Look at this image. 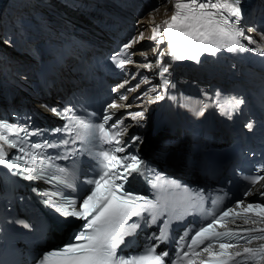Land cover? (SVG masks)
<instances>
[{"label":"snow or ice","instance_id":"1","mask_svg":"<svg viewBox=\"0 0 264 264\" xmlns=\"http://www.w3.org/2000/svg\"><path fill=\"white\" fill-rule=\"evenodd\" d=\"M169 3L172 4L173 13L169 19L162 21L165 26L162 32L161 25L155 24L152 14H149L152 32L149 39L156 45L152 49L156 59L154 64L146 62L141 67L159 70L164 91L150 95L157 93V87L153 85L143 94L147 104L163 100L167 88L173 86L166 76L169 67L162 60L166 55L174 60L188 59L197 63L202 53L214 56L221 50L253 51L264 56V45H259V42L250 35L257 33V29L255 27L245 29L241 26L242 0H169ZM258 34L261 40H264V32ZM174 37L183 38V42ZM165 38L167 49L161 50L160 45L164 43ZM143 39L144 34L141 32L112 55L111 59L117 68L123 70L126 65L133 63L134 53L129 50ZM245 41L247 43H244ZM248 45L258 46L250 48ZM141 55L147 61V53ZM143 83L149 84L150 81L145 78ZM126 84L127 81L119 83L112 87L111 91L118 93ZM136 87L139 88L140 85ZM119 99L127 100L128 97L120 95ZM243 103L242 98L232 97L229 100L232 110L238 109ZM195 104H199L200 107L198 109L192 107L191 110L195 115L202 116L208 105L201 101H193L192 105ZM182 106L190 107L189 104ZM125 107L130 106L116 101L108 104L99 123L81 119L72 107H67L62 112L56 108L51 109L54 114L66 120L62 128L51 130L53 134L60 132L67 134V138L58 141L31 142L29 137L41 136L43 132L39 129L31 131L26 125L0 120V165L8 168L12 175H21L26 180H47L56 185L73 187L67 179V171L56 161L86 152L100 165L99 177L87 181L92 185L91 190L79 203L75 198L65 197L59 189L45 192L33 189L38 195L46 197L43 200L46 206L53 208L65 219L75 218L84 221L81 230L74 235L75 242L43 253L38 264H164L163 257L167 253L157 254L155 246L148 247L141 255L129 256L118 254L117 249L124 244L125 236L135 233L141 226V221L146 220L145 213L150 217L146 220L148 224L156 223L165 213L169 215V219L164 220L159 226V235L151 237L163 241L168 239L169 226L173 219L182 218L193 210L204 211L203 190L191 191L186 187L181 189L177 182H165L159 174L154 178L146 177L152 189L156 191L154 199L125 190L124 186L133 173L145 175L154 171L147 168L138 155H116L125 151L124 136L127 128L123 119L109 122L113 121L115 110ZM226 114L231 117V111ZM128 116L139 121L144 118V112H129ZM246 127L251 130L253 124L250 122ZM131 140L135 143L139 137H131ZM78 142L79 148L75 147ZM105 144L110 147L104 149L102 146ZM69 145L72 147H68ZM50 148H64L65 151L48 155L47 149ZM9 149H15L17 154L9 156ZM261 173H264V167L257 169L256 175L246 177L251 187L245 190L243 194L245 199H238L235 205L219 212H207L206 215L212 217L210 223L200 227L190 238L187 233L180 238L177 257L172 264H264V202L246 201L247 197L254 194H258L264 201V183H260L264 181V175ZM165 184L167 188L181 189L187 194L182 210H177L173 201L160 194L162 190H166ZM220 201L221 197H217L213 204L216 205ZM133 217L137 219L129 222ZM21 223L25 228L29 227L28 224ZM229 224L232 227H229ZM219 228L224 230H217ZM257 241L261 243L253 246Z\"/></svg>","mask_w":264,"mask_h":264},{"label":"bare ground","instance_id":"2","mask_svg":"<svg viewBox=\"0 0 264 264\" xmlns=\"http://www.w3.org/2000/svg\"><path fill=\"white\" fill-rule=\"evenodd\" d=\"M99 1V0H98ZM100 1H103V0H100ZM258 0H246V2L247 3H251V6H252V10H253V14L255 13V14H257L256 12H258V10L256 9V5H258V4H256V2H257ZM4 2V3H3ZM9 2L10 3H12V4H19L18 6H19V8H20V6L22 5V3L20 2V1H18V0H0V10L4 7V6H8L9 5ZM46 3V0H43V3ZM95 2V1H94ZM131 2H134L135 3V5H134V7H132V10H133V12L131 13L132 15H133V17L135 16V15H137V13H136V10H139V12H140V10H141V12L144 10V9H146V7L148 6V8L146 9L147 11L145 12V14L144 15H142V16H140L139 18H138V21L140 22V23H146V25H145V27L146 28H148V31H149V28H150V16H149V14L151 13L152 14V18H154V23L158 20V19H160L161 17H165V16H167L171 11H172V9H173V7H172V4L171 3H169V0H145V2H142V0H131ZM65 3H67V4H64V5H66L67 7L69 6V7H72L71 8V10H72V12L71 13H73V11L75 10V9H77V10H80L81 11V13H82V15H83V17H84V19H86L88 22H90V23H96V24H99V25H103L104 23H105V17H103V16H99V15H97L95 12H94V10H88V9H86V7L85 6H82L83 4H81L80 3V0H66V2ZM110 3H114L113 1H110ZM255 3V4H254ZM36 6L37 5H39V3H34ZM69 4V5H68ZM77 4V5H76ZM41 5V4H40ZM43 5V4H42ZM80 5H81V7H80ZM154 5V6H153ZM112 6V5H111ZM31 7V6H30ZM113 7V6H112ZM13 8H14V5H13ZM114 8V7H113ZM139 8V9H138ZM159 9V11H154V9ZM166 9H167V11H166ZM264 13V12H263ZM146 15V16H145ZM2 16V15H1ZM76 16L77 15H73V17L75 18V19H77L78 21H82L79 17H77L76 18ZM113 19H115V18H113ZM245 20H247V18H245ZM246 22V21H245ZM248 22H254V20H252V21H248ZM35 23V21L34 20H31V24H34ZM114 23H115V25H116V27H115V30L114 31H111L110 33H112V35L114 36V37H118V38H120V35H118L119 33H120V25H121V27H125L126 28V24L125 25H122V24H124L122 21H119V20H116V21H114ZM13 24H14V29L16 30V31H14V35H11L10 36V39H9V37H7V42H3V41H0V50L1 49H3V51H2V54L4 55V58H0V61L1 60H4L5 59V61H7V59L6 58H10L6 63H4V65H6V66H8V65H10V64H12V63H14V62H16V61H19L18 60V58L19 57H21V53L23 52V51H28L30 48L31 49H33L34 47H31V46H28L27 45V40H26V38H24V36H25V34L26 33H24L23 32V30L21 29V28H23V24H22V21H21V18H17L16 19V22L15 21H13ZM148 25V26H147ZM142 26V25H141ZM65 28V27H64ZM99 28H101V27H99ZM130 30L133 32V31H136V33L134 34V35H139V32L140 31H137L136 30V28H133V27H131L130 26ZM123 32V31H122ZM260 32H264V29L262 30V28H261V26L260 25H258L257 26V33H251L250 35H253V38H259V37H257V36H259V34L258 33H260ZM34 35H36V34H34ZM148 36V35H147ZM145 39V38H144ZM144 39L142 40V42H141V44L142 45H144ZM10 45H13V46H16L15 48H10L9 46ZM138 45V47H137V49H139V50H144V49H140L141 47V45L138 43L137 44ZM151 47V46H150ZM150 49V48H149ZM145 51V50H144ZM148 52H150V51H148ZM152 57H153V54L151 53V54H149V60L151 61L152 60ZM143 61H145V59H141V60H139V63H141V62H143ZM242 76V83H245V81L246 80H248V79H252V78H254V75H250L249 73H246V74H242L241 75ZM23 90V91H22ZM29 92L27 91V90H25V89H23V88H21L20 89V96L23 98L24 96H26L27 94H28ZM54 94V92H52V94L51 95H53ZM31 97H32V94H30V99H31ZM53 96H51V97H49L50 99L52 98ZM49 98H47V99H49ZM145 99L146 98H139V99H137V100H135L134 101V103H132V104H134L135 105V107H138L139 108V111H142V112H144V118L141 120V122H147V124L145 123V125H144V129H141V133H142V131H144L143 132V135H142V141H141V143H142V146H141V143H140V148H139V150H140V152L143 154V155H145V156H147L148 155V153H147V151L145 152L144 150H142V149H146V148H148V146H149V144L151 143L152 144V142H159L160 144H161V142H160V139H161V136L163 135V132L162 131H159V132H157L156 134H154V136L151 134V118H150V113H149V110H148V104L145 102ZM31 101L34 103V105H36V106H38L36 103H35V101H34V99H31ZM48 101V100H47ZM39 107V106H38ZM131 121L132 122H135V121H137V120H133V119H131ZM139 122H140V120L139 121H137V124H139ZM153 136V138H151V139H149V137L150 136ZM147 139V141H145ZM161 146L162 145H159L158 147H154L153 149L155 150V149H160V150H162L161 149ZM144 147V148H143ZM157 156H159L158 154H157ZM152 159V158H151ZM154 159V158H153ZM152 159V160H153ZM155 160V159H154ZM155 162L156 163H158L157 162V160H155ZM166 163H168V161H166ZM158 165H159V163H158ZM171 166H173V167H175L173 164H171ZM83 168H84V170H85V166H83ZM176 168V167H175ZM196 179H198V177L197 178H195L194 180H196ZM39 180L36 182V185L37 186H39ZM252 201V200H251ZM69 227H70V225H68L66 228H64L63 229V231H62V234H59L58 232H55V231H53V232H51V233H48V232H46L45 233V236L46 237H50V236H52L53 238H54V242H56V241H58V240H61V238L63 237V235H65V233L68 231V229H69ZM143 232H140L139 234H138V237L139 238H141V234H142ZM45 241V239L43 240V242Z\"/></svg>","mask_w":264,"mask_h":264},{"label":"rangeland","instance_id":"3","mask_svg":"<svg viewBox=\"0 0 264 264\" xmlns=\"http://www.w3.org/2000/svg\"><path fill=\"white\" fill-rule=\"evenodd\" d=\"M46 1H48V0H46ZM50 2H52L53 3V0H49ZM58 5H64V3H65V1H63V0H54ZM131 1V0H130ZM144 0H142V2H143ZM4 3V2H3ZM82 3V2H81ZM65 4H67V3H65ZM83 4V3H82ZM69 5V4H68ZM64 6H66V5H64ZM91 6V5H90ZM89 6V7H90ZM154 6V5H153ZM134 7V6H133ZM148 7H146V9H147ZM139 9V8H138ZM146 9H144L142 12H141V10H140V12H139V10H136V13H137V15H135L134 17H132V18H130V20L128 21V24L130 25V26H132L133 28H136V30L137 31H140L139 32V35H140V33L141 32H143V34H144V38H146V35L148 34V28H146L145 27V25H146V23L144 24V23H140L139 21H138V18L140 17V16H142V15H144L145 14V12L147 11ZM69 10H71V8L69 9ZM133 11V10H132ZM74 12H75V14H73V15H76L77 14V16L78 15H80V16H78L81 20H83L84 22H88L86 19H84V17H83V15H82V13H81V11L80 10H77V9H75L74 10ZM94 12H96L97 13V15H99V16H103V17H105L106 18V20L107 19H109L110 20V22H112V18H111V15H109V14H104V13H100V12H97V11H95L94 10ZM140 15V16H139ZM121 17H118V20L119 21H121V20H124L125 21V16H122V15H120ZM146 16V15H145ZM155 18V17H154ZM116 20H117V18H116ZM115 20V21H116ZM113 25H115L114 23H112V24H109L108 26L111 28ZM122 25H124V24H122ZM127 25V24H126ZM142 25V26H141ZM148 26V25H147ZM133 33L135 34L136 33V31H133ZM257 37H259L258 38V40L260 39V35L259 36H257ZM261 41H263L264 42V40H261ZM140 45L142 46V44L140 43ZM10 48H15L16 46H13V45H10L9 46ZM146 52H148V51H150V49H148V50H146V48H143ZM31 99H34V101H35V103L37 104V105H39V106H41V104H40V101L35 97V96H33L32 95V97H31ZM53 100H54V98H53ZM42 107V106H41ZM43 108V107H42ZM151 138H153V136L151 135L150 137H149V139H151ZM145 141H147V139L145 140ZM154 143H156V144H154V146L155 147H158V144H157V142H154ZM149 145H152L151 143L149 144ZM157 145V146H156ZM141 146H142V143H141ZM148 148H146V149H142V150H144L145 152H146V150H147ZM153 159V158H152ZM153 161H155L154 159H153ZM42 184V183H41ZM251 199H254V200H252V201H255L256 199L254 198V197H252ZM64 236V235H63ZM63 238V237H62ZM62 238H61V240H62Z\"/></svg>","mask_w":264,"mask_h":264},{"label":"trees","instance_id":"4","mask_svg":"<svg viewBox=\"0 0 264 264\" xmlns=\"http://www.w3.org/2000/svg\"><path fill=\"white\" fill-rule=\"evenodd\" d=\"M71 14H72V13H71ZM77 17H78V16H76V18H77ZM154 144H156V143L152 142V145H149V146H148V149L146 150L147 153H148V152L150 153L151 150H153V148L155 147ZM143 148H144V147H143Z\"/></svg>","mask_w":264,"mask_h":264}]
</instances>
